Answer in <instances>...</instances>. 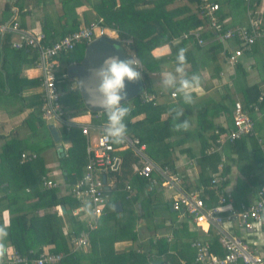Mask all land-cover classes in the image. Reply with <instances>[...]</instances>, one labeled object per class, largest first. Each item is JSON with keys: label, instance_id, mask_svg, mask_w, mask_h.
<instances>
[{"label": "crops", "instance_id": "obj_1", "mask_svg": "<svg viewBox=\"0 0 264 264\" xmlns=\"http://www.w3.org/2000/svg\"><path fill=\"white\" fill-rule=\"evenodd\" d=\"M77 1L81 2L75 7L81 28L84 24L94 21L96 14L92 4L86 0ZM252 1L251 3L256 4L252 10L262 6L257 20L264 23L261 16L264 11V2L258 5L257 2ZM61 2L62 0H0V26L10 27L12 21L16 20L24 25V31L35 34L41 33L44 36L42 21L48 16H52L55 22L57 19L59 21L63 15ZM211 2L219 4L213 0ZM186 4V0H177L176 7ZM194 12L204 22V27L191 31H199L204 42L203 45H198L193 38L183 39L181 36L171 42L173 45L185 44L184 48L187 50L214 49L211 55L207 53L202 59L196 55V59L192 63L186 62L188 75H198L201 80L200 89L193 95L194 103L185 104L179 95L176 98H171L172 92L165 91L160 87L161 74L171 72L175 68V60L170 58L171 48L169 45L152 50L151 55L154 58L164 57L167 61L159 66L158 72L149 74L152 80L151 92L146 94L143 90L142 78V93H139L142 98L144 93L147 96H153L157 105L176 103L177 108L183 111L182 118L189 122L190 127L187 131L177 132L172 129L169 132H163L157 127L154 129L155 131L158 129L156 131L157 136L172 135L164 139V142L156 143H158L161 151L167 148L169 152L168 158L171 160L172 166H167L179 178L176 189L163 187L161 182L151 187L149 181L139 176L135 170L138 166V157L131 151L121 156L120 152L123 151H119L117 144L114 145L117 148V155L121 157V165L115 173L103 177L106 206L103 216L100 217L94 231L91 232H106L112 227V223L116 219L123 223L126 221L132 233L135 234V241L114 243L115 253L118 254L133 249L135 244L145 245L149 241L159 243L166 241L170 247L172 245L176 248L182 264H194L196 251L192 247V243L201 240H208L215 254H223L217 239L219 230L206 224H196L191 217L173 211L171 203L179 193L200 192L206 198L205 202L208 207H214L217 204V192L209 189V181L214 174L215 165L211 161L202 162L204 160H202L200 150L202 144L214 145L209 136L214 133L215 129H222L223 133L221 134L223 136L228 133L232 125L233 105L236 101L242 102L248 109L255 135L240 138L244 142L237 150L225 145L215 152L221 157L217 171L220 167L228 169L227 181L220 192L232 198L234 205L250 204L255 201L261 183L264 181V37L257 39L254 46L240 58L236 66L230 67L225 61V55L236 46V43L232 41L219 42L207 21L200 15L199 6ZM219 15L225 16L222 20L224 26L231 24L230 9L222 10L220 6L218 17ZM240 21L241 25L248 23L247 6L246 15ZM229 28L232 27L229 26L227 29ZM5 32H0V200L5 191L7 193H20L14 196L15 199L12 202H9L8 208L5 207V203L0 202V225L2 223L4 227H7L12 213H29L33 217H38L54 211L51 209L35 210L39 204L38 197L31 196L28 198L27 194L32 193L29 189L21 192L22 186L18 184L19 181L17 180V167L31 163L34 165L39 161L38 164L42 166V169L38 171H43L45 177L56 182L57 186L59 184V197L68 196L69 187L82 177L88 162V140L82 135L80 126L89 125L91 135L95 136L99 132L96 129H99L105 122L101 120V114L90 112L84 103L85 112L76 115L68 112L73 119L72 122L77 124L69 131L58 122H43L40 118L41 71L36 66V54L31 49L20 51V49L15 48L12 44L18 41L17 35H12L8 44L4 43L5 37L2 35ZM206 33H209L211 37H204ZM110 34L108 31L107 37L114 40L119 39L118 36L113 37L112 35L110 37ZM56 38L62 37L58 35ZM216 48H219L218 52H216ZM85 49L77 54L82 57V60ZM127 55L131 57L133 53L129 52ZM82 60L72 62V64H79ZM58 62L60 71H66L67 74L69 64H64L61 60ZM138 62L141 64L139 60ZM137 70L142 74L143 66L141 70ZM62 81L65 82L64 86L67 90H72L76 80L68 76V79ZM253 87L257 88L254 93H260L256 101L251 99V88ZM260 98L262 99L261 102H259ZM249 105L258 106V108H248ZM128 107L130 110H134V105L131 102H128ZM168 113L169 110L166 109V112L161 115L160 121H164L169 116ZM144 117V114L135 115L130 122L132 124L137 123ZM51 127L56 130L59 137L58 142L53 139ZM64 129L67 132L80 131L83 142L80 151V166L78 167L66 164L67 161L72 160L70 157L66 158L70 154L72 145L70 141L63 142L61 140V132ZM198 134L204 135L203 143L197 139ZM156 141H159L158 138ZM58 146L62 147L61 152L58 150ZM22 154L35 155V159L23 161L21 159ZM64 156L65 158H63ZM155 164L163 167L159 163ZM38 171L36 174L39 175ZM154 178L158 179L159 177L154 175ZM127 186H130V190H127ZM42 189L51 188H45L41 181L39 190L42 191ZM78 204L79 206L73 210V214L80 215L79 220L83 227L81 232H84L87 230L88 212L84 203L81 204L78 201ZM61 207L63 206L56 207L58 215L65 216L66 209L63 207L65 213H62ZM224 228L231 234L242 238L264 258L263 228L257 227L255 232L246 233L234 222L225 223ZM62 232L67 238L70 251H74L70 240L76 235L69 236L70 229L66 220H64ZM51 250L52 246H46L41 253L56 254ZM81 251L86 255L91 253L90 239L88 247ZM12 252L14 249L11 246L3 244L0 231V259H4L5 255L12 254ZM61 255L63 256V254ZM88 260H85L84 263H89ZM0 264L11 263L3 261Z\"/></svg>", "mask_w": 264, "mask_h": 264}, {"label": "trees", "instance_id": "obj_2", "mask_svg": "<svg viewBox=\"0 0 264 264\" xmlns=\"http://www.w3.org/2000/svg\"><path fill=\"white\" fill-rule=\"evenodd\" d=\"M213 1L218 2L222 10L226 8L230 9V16L232 19L231 24L224 26L223 30H226L229 26L236 27L241 25L240 22L242 20L240 21V19L246 15V4H244L243 0ZM254 1L260 5L263 0ZM86 2L92 4L96 19H103L104 25L116 31L121 43L120 48L124 54L126 53V58L129 57L127 52H132L141 62L143 66V90L146 94H149L152 88V80L149 74L158 72L159 66L167 61L164 57L154 58L151 55L152 50L160 46L169 45L171 48L170 58L172 57L175 60L177 52L180 48H184L185 44L179 43L173 45L171 42L182 36L185 32L204 27V22L200 20L194 12L197 11L198 6H200V0H186L187 4L179 7H171L177 2V0H86ZM61 4L63 5V9L61 10L63 15L59 21L62 22H59L58 19L55 22L52 16H48L42 21L43 37L45 38L43 43L46 45L54 43L57 40L56 37L58 35L63 37L80 29L79 18L75 7L78 4H81V2L77 0H62ZM261 16L264 19V11ZM224 17L225 16L219 15L221 20H223ZM12 23H14V21H12ZM19 27L22 30L25 29L24 25L21 23H19ZM58 27H60V30H58ZM12 35H17V33L6 31L2 35V37H5L4 43L8 44L10 42L9 38L12 37ZM204 37H211V35L206 33ZM85 46V44L80 45L73 51L60 55L58 60H61L62 63L67 65L72 64V62H80L82 57H79L77 54L79 51L82 52L85 49ZM219 48H216V52L219 51ZM19 49L20 51H26L31 49V47L23 45ZM213 51V48L187 50L186 62L192 63V61L196 59V55L200 56L202 59L207 53L208 55L213 54ZM64 83L65 82L61 79L58 81V87L62 93L60 103L64 110L67 111V113L69 112L74 115L85 112L86 110L80 94H77L72 90H67ZM256 90V87L251 88V99H253V101H256L260 96L259 92L254 93ZM145 93L143 98L138 94L135 98L128 101L134 105V110H131L130 114L125 119L127 136L136 137L141 143L145 144V154L152 162L159 163L161 166H172V162L168 158L169 152L167 148L161 151L158 147L159 142H164V139L171 137L172 135L164 134L157 136L156 131L160 129L163 132H169L173 129L174 113H168L169 116L164 121H160V117L166 112V109L169 110L173 107L177 108L176 103L157 105L155 101H146L145 99L147 95ZM128 102L124 103L126 104V107H128ZM140 114H144L145 117L141 121L132 124L130 122L131 119L135 115ZM101 117V120L106 122V115L104 113H101ZM180 120L181 121L175 122H182L185 118L180 117ZM156 127L158 129L155 131L154 129ZM216 132H218V134ZM221 133H223L222 129H215L214 133L209 136L211 143L214 145L210 146L202 144L200 150L202 160H204L202 162L211 161V163L215 165L213 171L214 174L218 173L217 166L221 163L220 155L215 153L217 149L229 145L237 150L243 145L242 142H244L243 139H237L233 142L225 140L222 145L217 144L216 140ZM156 138H158L159 141H156ZM197 139L201 140V143H203L204 135L198 134ZM61 140L63 142L70 141L72 145L70 154L66 157H70L72 160L67 161L66 164L72 167L80 166V151L83 142L81 140L80 131L72 130L67 132L64 129L61 132ZM128 152L130 151H123L120 152V154L123 156V154ZM63 158H65V156ZM38 162L34 165L31 163L20 167L18 166L19 168L17 167L16 172L18 174V184L22 186L20 188L21 192H24L26 189H29V191L32 192L27 194L28 198L31 196L38 197L39 204L36 206L35 210L51 209L54 211L50 214L38 217H33L29 215V213H12L9 225L7 227H4L2 223L0 225L1 240L4 245L8 244L20 255H26L32 251L33 255L31 256L33 258H36L42 252L44 247L52 246L51 252L63 254V257L58 264H182L176 248L172 245L170 247L166 241H162L161 243L149 241L145 245L135 244V247L127 252L122 254L115 253L113 247L114 243L135 241V234L130 230L129 224L124 220L125 223L122 221L120 222V220L117 219L112 223V227L106 232L90 233V254L86 255L82 251L71 252L67 238L63 235L62 227L64 220H66L70 229L69 236L79 235L83 229L82 223L79 220L80 215L73 214V210L79 206L78 200L70 195L59 197V184L55 188L42 189V191L39 190L42 178L45 177V173L43 171H38L42 169V166H39ZM36 171L40 174H36ZM227 172L228 169L223 168L220 175L224 176ZM211 179L212 178H210V181ZM2 194L3 197L0 202L5 203V207L8 208L9 202H12L15 199L14 196L20 193H7V191H5V193ZM58 206L65 207V216L58 215L56 210V207ZM87 259H89V263H84Z\"/></svg>", "mask_w": 264, "mask_h": 264}, {"label": "built area", "instance_id": "obj_3", "mask_svg": "<svg viewBox=\"0 0 264 264\" xmlns=\"http://www.w3.org/2000/svg\"><path fill=\"white\" fill-rule=\"evenodd\" d=\"M243 2L247 6L248 23L223 30V21L218 17L219 4L213 3L211 0H200L199 13L207 21L218 41L221 43L234 41L236 43V46L225 55V61L230 67L236 66L240 58L250 51L257 39L264 37V23L257 20L256 13L252 10L256 4L251 3V0H243ZM105 26L103 19L90 21L78 31L57 39L51 45L43 43L45 39L43 34L24 31L15 20L10 27L0 26V32L12 31L17 33L19 39L18 42L13 43L15 48L19 49L23 45H27L36 54V66L41 71L40 118L43 122H58L67 131L77 126L60 103L62 93L58 87V81L68 79V74L66 71L60 73L58 57L73 51L80 45L88 44L96 38L107 37L108 31L116 33L114 29ZM181 37L183 39L193 38L198 45L204 43L199 31H189ZM136 68L142 69L139 62ZM170 96L171 98L177 97L172 93ZM145 100L155 101L154 97L150 95ZM261 100L260 98L259 102ZM248 108L257 109L258 106L249 105ZM102 126L96 129L99 132L95 136L91 135L89 125L80 126L82 135L88 140V162L82 177L69 187L68 195L77 199L81 204L84 201H90L93 215L88 214L87 216V230L71 238L70 244L74 251H81L88 247L90 232L95 229L106 206L103 177L115 173L121 165V157L116 154V146L103 138ZM216 133L218 134V132ZM254 135L253 122L248 109L242 102L236 101L233 105L231 128L225 136L219 134L216 143L222 145L225 140L233 142L244 136ZM118 149L119 151L129 150L138 157V166L135 170L139 176L149 181L151 187L161 182L163 187L176 189L179 178L168 166L160 167L153 163L145 154V144L141 143L138 138L127 136L125 142L118 145ZM21 159L30 161L35 159V155L22 154ZM221 172L222 167L218 173L213 175L209 185V189L216 191L218 196L217 204L214 207L206 205V198L200 192L179 193L171 203L173 211L191 217L196 224H206L219 230L218 241L223 254L213 253L208 240L195 241L192 243V247L196 250L194 264H264V258L256 250H253L242 238L231 234L224 228L225 223L234 222L246 233L255 232L257 227L264 229V182L257 192L255 201L250 204L234 205L232 198L220 192L228 178L227 175H220ZM154 175L159 178L155 179ZM42 185L45 188L57 187V183L47 177L42 178ZM126 188L130 190V186ZM31 255H33L32 251L26 255H20L14 251L12 254L5 255V258L0 259V262L58 264L63 257L61 254L52 253H40L36 258Z\"/></svg>", "mask_w": 264, "mask_h": 264}, {"label": "clouds", "instance_id": "obj_4", "mask_svg": "<svg viewBox=\"0 0 264 264\" xmlns=\"http://www.w3.org/2000/svg\"><path fill=\"white\" fill-rule=\"evenodd\" d=\"M186 52L185 48L179 49L175 57L176 66L173 71L161 74L160 87L171 91L173 95H179L185 104H192L194 93L201 87V80L198 75H188ZM137 64L134 54L124 60L119 56L108 57L101 67L90 70V81L87 84L76 80L72 86L73 92L86 93L87 103L91 107L102 109V113L106 115V122L102 126L103 138L113 144H122L127 137L125 119L131 110L122 101L127 99L126 81L135 83L142 79V74L136 68ZM169 113H174V131L189 129L187 120L175 122L180 121L183 116L182 109L173 107L169 109ZM84 207L89 215H93L90 201H85Z\"/></svg>", "mask_w": 264, "mask_h": 264}, {"label": "water", "instance_id": "obj_5", "mask_svg": "<svg viewBox=\"0 0 264 264\" xmlns=\"http://www.w3.org/2000/svg\"><path fill=\"white\" fill-rule=\"evenodd\" d=\"M120 46V41L111 39L106 36L94 39L86 46L85 55L82 62L79 64L69 65V67L67 68V74L69 78L80 80L87 84L90 81V70L101 67L105 59H107L108 57L119 56L121 60L126 59L125 54L122 52ZM141 90L142 79L135 83H128L126 81L127 99L125 101H122V103H126L135 98L141 92ZM80 95L85 107L90 112L98 114L102 113V109L93 108L87 103L88 97L86 93ZM51 134L54 141L58 142L59 137L53 127H51ZM58 148L60 152L63 150L60 146H58ZM60 210L62 213H65V209L63 207H61Z\"/></svg>", "mask_w": 264, "mask_h": 264}, {"label": "rangeland", "instance_id": "obj_6", "mask_svg": "<svg viewBox=\"0 0 264 264\" xmlns=\"http://www.w3.org/2000/svg\"><path fill=\"white\" fill-rule=\"evenodd\" d=\"M254 1V0H253ZM252 1V2H253ZM264 2V0L262 1V3ZM261 3V4H262ZM171 7H176V3L174 4V5H172ZM254 8V7H253ZM261 8H262V6L260 7V8H258V9H256V10H253V12H256V14H255V16L257 17L258 16V14H260V11H261ZM93 20H97V19H93ZM19 24V23H18ZM106 27V26H105ZM111 34H110V37H112V35H113V37H117V34L115 33V32H110ZM118 41H119V39H118ZM128 54H129V52H127Z\"/></svg>", "mask_w": 264, "mask_h": 264}]
</instances>
